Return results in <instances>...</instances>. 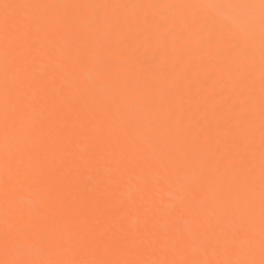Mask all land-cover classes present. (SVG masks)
Returning <instances> with one entry per match:
<instances>
[{
    "label": "bare ground",
    "instance_id": "1",
    "mask_svg": "<svg viewBox=\"0 0 264 264\" xmlns=\"http://www.w3.org/2000/svg\"><path fill=\"white\" fill-rule=\"evenodd\" d=\"M262 209L264 0H0V261L260 264Z\"/></svg>",
    "mask_w": 264,
    "mask_h": 264
},
{
    "label": "snow or ice",
    "instance_id": "2",
    "mask_svg": "<svg viewBox=\"0 0 264 264\" xmlns=\"http://www.w3.org/2000/svg\"><path fill=\"white\" fill-rule=\"evenodd\" d=\"M6 7H8L6 5ZM8 235L6 233V242ZM262 248H264V209H262ZM0 264H61V262L54 261H38V260H5L0 261ZM100 264H107V262H100ZM111 264H127V262H111ZM141 264H212V262L207 261H187V262H166V261H152V262H141ZM216 264H255L254 261H231V262H216ZM260 264H264V259L260 261Z\"/></svg>",
    "mask_w": 264,
    "mask_h": 264
}]
</instances>
